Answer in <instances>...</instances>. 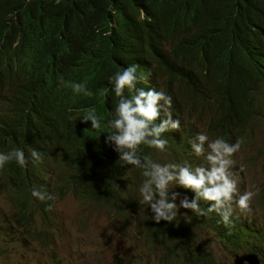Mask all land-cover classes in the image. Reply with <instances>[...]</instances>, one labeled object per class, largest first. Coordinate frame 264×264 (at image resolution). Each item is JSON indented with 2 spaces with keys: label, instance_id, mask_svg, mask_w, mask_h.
Here are the masks:
<instances>
[{
  "label": "clouds",
  "instance_id": "9594fccd",
  "mask_svg": "<svg viewBox=\"0 0 264 264\" xmlns=\"http://www.w3.org/2000/svg\"><path fill=\"white\" fill-rule=\"evenodd\" d=\"M202 3L200 18L190 21L193 50L173 18L170 34L148 38L146 49L155 40V51L128 56L125 48L113 61L103 91L114 98L108 117L95 110L82 84L73 85L84 92L73 105L51 88L48 97L58 96L54 101L67 108L48 109L59 116L70 110L68 125L70 119L87 125L92 136L84 153L71 149L68 127L57 126L68 128L64 132L46 123L44 106L14 94L16 80L1 82L0 196L11 207H0V240L20 229L28 231L29 245L49 248L55 187L122 219L128 234L135 230L145 248L162 254L159 264H264V32L249 38L227 26L216 29L201 13L212 0ZM98 160L119 174L102 201L76 194L67 183L86 179ZM247 165L258 169L244 188L237 174L245 175ZM46 168L42 193L38 180ZM40 223L44 232L36 228ZM220 246L225 255L217 253Z\"/></svg>",
  "mask_w": 264,
  "mask_h": 264
},
{
  "label": "trees",
  "instance_id": "16d2710c",
  "mask_svg": "<svg viewBox=\"0 0 264 264\" xmlns=\"http://www.w3.org/2000/svg\"><path fill=\"white\" fill-rule=\"evenodd\" d=\"M202 4V0H0V90L2 81L16 80L14 94L32 97L37 106H44L46 123L64 132L69 128L71 149L84 153L92 136L87 125L73 123L70 110L64 109L59 116L48 109L67 108L54 101L58 96L48 97L51 88L73 105L84 94L74 91L73 85L82 84L95 110L108 117L114 98L111 92L106 98L103 91L109 86L113 61L123 57L125 48L128 56L155 51V40L146 49L148 38L155 34L154 39L160 40L162 33L170 34L173 18V28L189 43L186 49L193 50L197 42L190 21L200 18L198 6ZM201 13L219 30L227 26L249 38L264 32V0H212L211 7ZM73 63L79 64L75 65L80 66L78 70L71 67ZM10 92L12 95L13 89ZM255 118L256 113H250L245 128ZM85 161L93 163L88 158ZM118 181L119 174L98 160L86 179L78 176L67 183L76 194L80 190L86 197L102 201L109 198L110 187Z\"/></svg>",
  "mask_w": 264,
  "mask_h": 264
},
{
  "label": "rangeland",
  "instance_id": "374dc122",
  "mask_svg": "<svg viewBox=\"0 0 264 264\" xmlns=\"http://www.w3.org/2000/svg\"><path fill=\"white\" fill-rule=\"evenodd\" d=\"M248 154L253 155L255 152L250 148ZM246 167L245 175L237 171L244 188L258 169L253 165ZM59 172L63 174L62 169ZM46 173L47 168L44 172L47 178L49 172ZM1 189L3 187L0 186ZM50 190L54 192L51 223L56 224L51 230V246L43 249L36 243L29 245L28 231L21 234L16 226L18 230L12 239L0 240V264H57L58 261H63L62 264H75L76 259H84L85 264H159L157 257L161 258L162 254L156 251L153 254L145 248L144 242L137 239L135 230L128 234L123 220H118L108 209L94 208L93 204H85L75 194L69 192L63 195L55 187ZM0 207L7 211L10 209L7 198L0 196ZM15 218L10 216L12 222ZM36 228L44 232L47 227L40 223ZM217 253L225 255L221 246L217 247ZM227 261L231 262L232 257Z\"/></svg>",
  "mask_w": 264,
  "mask_h": 264
},
{
  "label": "bare ground",
  "instance_id": "6f19581e",
  "mask_svg": "<svg viewBox=\"0 0 264 264\" xmlns=\"http://www.w3.org/2000/svg\"><path fill=\"white\" fill-rule=\"evenodd\" d=\"M47 173H48V171H47ZM46 173V174H47ZM40 179L38 180V185L40 186V192H42V193H44L45 192V189H46V187H45V180H46V177H45V175H44V172H42L41 174H40ZM85 187V186H84ZM89 187V186H88ZM83 204V203H82ZM1 227V226H0ZM250 228H252L251 226H250ZM5 233L6 234H8V229L7 228H5Z\"/></svg>",
  "mask_w": 264,
  "mask_h": 264
}]
</instances>
